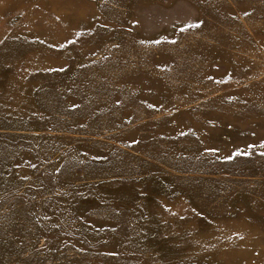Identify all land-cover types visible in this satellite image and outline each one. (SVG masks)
I'll use <instances>...</instances> for the list:
<instances>
[{
    "label": "rangeland",
    "instance_id": "1",
    "mask_svg": "<svg viewBox=\"0 0 264 264\" xmlns=\"http://www.w3.org/2000/svg\"><path fill=\"white\" fill-rule=\"evenodd\" d=\"M0 264H264V0H0Z\"/></svg>",
    "mask_w": 264,
    "mask_h": 264
}]
</instances>
